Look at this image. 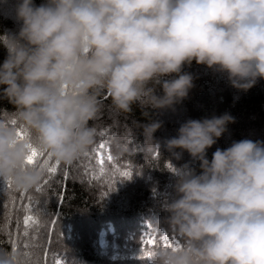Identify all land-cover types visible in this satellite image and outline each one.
Instances as JSON below:
<instances>
[{"label":"clouds","instance_id":"clouds-1","mask_svg":"<svg viewBox=\"0 0 264 264\" xmlns=\"http://www.w3.org/2000/svg\"><path fill=\"white\" fill-rule=\"evenodd\" d=\"M16 19L18 33L0 35V99L14 108L0 117V180L20 192L44 178L26 165L30 144L67 166L94 149L105 97L118 114L138 107L149 120L139 125L145 143L158 145L163 125L151 114L189 97L186 65L243 92L264 79V0H18ZM231 123L229 113L188 119L165 142L199 171L175 168V196L158 224L180 246L157 244L148 264H264V142L234 141L208 159ZM0 264H24L23 254H0Z\"/></svg>","mask_w":264,"mask_h":264},{"label":"trees","instance_id":"trees-1","mask_svg":"<svg viewBox=\"0 0 264 264\" xmlns=\"http://www.w3.org/2000/svg\"><path fill=\"white\" fill-rule=\"evenodd\" d=\"M34 2L39 5L44 0ZM12 4L17 3L0 1V35L19 31L16 12L11 14L6 8ZM6 56L7 50L0 45V65ZM184 71L194 76L195 87L179 104L182 113L167 114L171 115L168 121L159 116L160 112L151 114L152 119L162 121L163 126L155 133L159 146L145 143L139 125L149 120L138 107L131 113L118 114L108 107L111 100L105 97L104 110L95 122L94 149L72 166L58 161L55 174L44 173L42 181L48 179V183L43 191L36 190L42 181L36 188L20 192L12 183L9 186L0 180V204L6 205L0 208V254L20 251L24 264H54V261L61 264H148V259L140 258L141 248L152 250L157 244L164 245L165 234L174 244L178 239L158 224L168 215L164 206L175 196L173 169L191 165L199 171V162L192 161L188 153L175 158L165 142L176 136L181 124L188 119L202 120L224 113L231 114L235 123L228 125V131L216 143L217 148L208 150L209 160L218 148L226 149L224 143L231 145L239 141L243 128L259 130L264 138V79L243 92L233 88L225 75L195 61L191 66L186 65ZM13 110L7 100L0 99V117ZM101 143L106 145L105 157L109 153L113 157L103 169L98 166L94 152ZM117 143L128 150L117 155ZM56 161L52 157L53 166ZM117 167L130 169L131 179L116 175ZM24 193L27 196L21 201ZM61 194L62 206L57 202ZM28 197L40 223L24 235L27 213L23 205L28 203ZM83 221L88 222V226L81 225ZM146 232L155 239L154 247L144 244Z\"/></svg>","mask_w":264,"mask_h":264},{"label":"snow or ice","instance_id":"snow-or-ice-1","mask_svg":"<svg viewBox=\"0 0 264 264\" xmlns=\"http://www.w3.org/2000/svg\"><path fill=\"white\" fill-rule=\"evenodd\" d=\"M11 123L13 125H15L16 122L13 120V121H11ZM100 134L104 135L105 133L101 132ZM18 136L21 140H29V142H30V134L26 130H24L23 128L18 130ZM105 148H106V145L104 143H101L98 145L97 149L94 150L96 157H97V164L101 169L104 168V166L107 162L113 161V157L111 156L110 153L105 157V155H104ZM51 161H52L51 154L45 153L44 151H42L38 147L31 146V144H30V151H29V155H28L27 160H26L27 166L38 167L44 173H47L49 176H51V175L55 174L59 168V162L58 161L55 162L54 166L51 163ZM169 167L171 168V165H169ZM173 170H175V169H173ZM115 174L120 176V177L127 178V179H131V177H132V171L128 168L117 167L115 169ZM6 183L10 186L12 182L6 181ZM47 183H48V179H44L42 181L41 185L36 190L38 192L43 191L44 186L47 185ZM64 191H66V187H65ZM25 196H27V193H24L22 195L21 201H23ZM57 202L60 206H62L63 194H61L58 197ZM13 205L15 206V201H13ZM3 207H6V205L0 204V208H3ZM23 207L27 213L25 218H24V225H25L24 235H28V230L30 228H33V227H38L40 222H39L38 217H36L33 213L31 197H28V203L24 204ZM57 219H58V217H57ZM54 225H55V221H53L52 230H54ZM147 227L150 228L151 225H148ZM145 237L146 238L144 240V244L154 247L155 246V239L153 237H151L147 232L145 233ZM162 239L164 241V246H166V247H169V246L179 247L180 246V242L178 240L175 241L174 244L170 243L169 239L167 237V234H165V236ZM25 246L27 247V245H25ZM140 252H141V255H140L141 259H148V260L151 259L152 252L147 247L141 248ZM26 255H28V254L26 253ZM54 264H61V262L60 261H54Z\"/></svg>","mask_w":264,"mask_h":264},{"label":"rangeland","instance_id":"rangeland-1","mask_svg":"<svg viewBox=\"0 0 264 264\" xmlns=\"http://www.w3.org/2000/svg\"><path fill=\"white\" fill-rule=\"evenodd\" d=\"M1 1V0H0ZM16 3H18V0H15ZM13 6L11 7L10 5V8L9 7H6L8 9H10V13H15L16 12V5L17 4H12ZM4 6H8L7 4H5ZM13 10V11H12ZM12 11V12H11ZM7 17V16H5ZM16 17V16H15ZM13 20V19H12ZM14 21V20H13ZM17 22V21H16ZM18 24V22H17ZM19 25V28H20V24ZM18 28V30H19ZM179 104L176 106L175 110H167V111H164V112H160V115L161 117H163V119L165 120H169L170 119V116L171 115H167V114H174L175 112L179 111L180 113H182L183 109L181 108V110L179 109ZM178 114V113H177ZM174 137V136H173ZM243 139H251L253 141H262L264 142V138L262 137V135L260 134V131L259 130H256V129H253V128H243V134H241V138L240 140H243ZM223 145L226 146V148L230 147L231 145H228L227 143H224ZM215 149L217 148V145L215 144L213 146ZM187 154V152H184L183 154ZM81 225H84V226H88V222H81ZM82 228V227H81ZM103 238L101 237V244H103Z\"/></svg>","mask_w":264,"mask_h":264}]
</instances>
